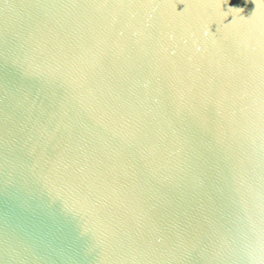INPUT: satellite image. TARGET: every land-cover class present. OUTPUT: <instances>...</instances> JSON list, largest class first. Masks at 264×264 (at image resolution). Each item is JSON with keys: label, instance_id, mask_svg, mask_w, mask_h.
Masks as SVG:
<instances>
[{"label": "water", "instance_id": "95a60500", "mask_svg": "<svg viewBox=\"0 0 264 264\" xmlns=\"http://www.w3.org/2000/svg\"><path fill=\"white\" fill-rule=\"evenodd\" d=\"M0 264H264V2L0 0Z\"/></svg>", "mask_w": 264, "mask_h": 264}, {"label": "clouds", "instance_id": "9594fccd", "mask_svg": "<svg viewBox=\"0 0 264 264\" xmlns=\"http://www.w3.org/2000/svg\"><path fill=\"white\" fill-rule=\"evenodd\" d=\"M237 11L242 12L243 9H237ZM210 33H211V31H210V28H209V29H207V30L205 31L204 35L207 36V35H209Z\"/></svg>", "mask_w": 264, "mask_h": 264}, {"label": "snow or ice", "instance_id": "6c2138e0", "mask_svg": "<svg viewBox=\"0 0 264 264\" xmlns=\"http://www.w3.org/2000/svg\"><path fill=\"white\" fill-rule=\"evenodd\" d=\"M262 2H264V0H262Z\"/></svg>", "mask_w": 264, "mask_h": 264}]
</instances>
